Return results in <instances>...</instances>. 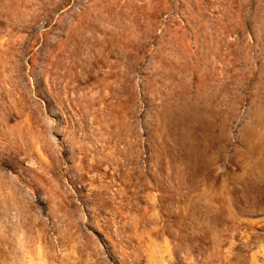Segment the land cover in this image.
Here are the masks:
<instances>
[{
	"label": "rangeland",
	"instance_id": "obj_1",
	"mask_svg": "<svg viewBox=\"0 0 264 264\" xmlns=\"http://www.w3.org/2000/svg\"><path fill=\"white\" fill-rule=\"evenodd\" d=\"M0 264H264V0H0Z\"/></svg>",
	"mask_w": 264,
	"mask_h": 264
}]
</instances>
